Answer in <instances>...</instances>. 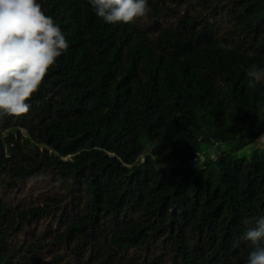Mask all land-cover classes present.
Instances as JSON below:
<instances>
[{
  "label": "trees",
  "instance_id": "trees-1",
  "mask_svg": "<svg viewBox=\"0 0 264 264\" xmlns=\"http://www.w3.org/2000/svg\"><path fill=\"white\" fill-rule=\"evenodd\" d=\"M37 2L69 47L26 115H0V264H247L264 0H147L131 24ZM35 185L51 194L24 203Z\"/></svg>",
  "mask_w": 264,
  "mask_h": 264
},
{
  "label": "clouds",
  "instance_id": "clouds-1",
  "mask_svg": "<svg viewBox=\"0 0 264 264\" xmlns=\"http://www.w3.org/2000/svg\"><path fill=\"white\" fill-rule=\"evenodd\" d=\"M95 14L108 24H131L151 11L147 0H89ZM69 45L53 17L37 0H0V115L21 117L48 71ZM248 87L264 81V68L246 71ZM255 144L264 149V134ZM253 223V221H247ZM242 239L251 251L247 264H264V216L254 220Z\"/></svg>",
  "mask_w": 264,
  "mask_h": 264
},
{
  "label": "rangeland",
  "instance_id": "rangeland-1",
  "mask_svg": "<svg viewBox=\"0 0 264 264\" xmlns=\"http://www.w3.org/2000/svg\"><path fill=\"white\" fill-rule=\"evenodd\" d=\"M225 148L226 146H224V149ZM31 190L32 193H27L26 195H24V198L22 200L24 203L33 202L35 204H39L42 203L43 200H45V198L51 194L50 192H47V190L43 191V188L37 185L33 186ZM49 257L50 255L48 253H45L42 257L41 262H46V260L48 261ZM60 264H74V260L71 257L65 258Z\"/></svg>",
  "mask_w": 264,
  "mask_h": 264
}]
</instances>
